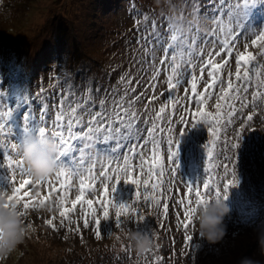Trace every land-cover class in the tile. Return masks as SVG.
I'll return each mask as SVG.
<instances>
[{
  "label": "rangeland",
  "instance_id": "1",
  "mask_svg": "<svg viewBox=\"0 0 264 264\" xmlns=\"http://www.w3.org/2000/svg\"><path fill=\"white\" fill-rule=\"evenodd\" d=\"M231 2L232 0H0V122H8V118L3 114L9 108L14 117V120L11 119L14 126L12 135L6 143L18 144L26 137H40L37 134L21 137V126L25 111L32 113V119L36 120L37 126H43L39 116L45 105L48 107L46 121L50 133L55 112L53 106L59 104L62 92L65 96L71 92L73 100L81 103L85 97L90 96L97 111L100 110V101L105 100V106L110 110L113 99H119L129 87V83L122 81L121 76L130 74V86L137 89L135 92H129V97L139 91V86L142 85V79L139 78L143 69L141 64L152 71L150 65L155 64L161 69V75H170L171 69L159 62L164 54L151 32L153 22L156 32L165 38L171 35L179 36L183 32L189 41L196 39L197 51L201 47L205 52L219 51L218 45L214 47L211 44L214 39L211 32L216 27L215 17L220 15L219 11L214 14L213 9L223 6L224 20L227 23V4ZM255 4H258L261 10L253 12L252 7ZM255 4L249 9V15L253 12L250 23H244L246 31L264 28V0H255ZM194 6L199 9L197 12L193 11ZM138 20L142 21L139 25L136 23ZM245 39V35H241L237 43L241 51L244 50ZM248 51L256 56V60L250 65L253 81L246 93L248 106L240 110V115L235 116L231 124H225V117L217 126L221 130L211 163L204 149V145L212 140L209 125L200 122L191 127L192 121L196 119L194 113L197 109L189 83L191 69L189 71V67L185 65V77L180 78L181 82L171 90V99L168 102L160 98L161 102H146L144 99L134 104L138 113L141 112L139 126L141 122L143 125L140 135L146 136V128L151 126L146 123L148 117L154 116L157 109L164 105L163 116L167 119L157 123L166 128L167 120H172L174 138L179 140L178 156L175 158L178 167L172 165L167 160L166 153L161 150L165 166L163 175L166 177L161 188L153 193H164L161 203L150 204L143 196L137 200L136 186L120 181L113 197L110 194L108 198H114V203L127 202L139 215L136 212L122 215L118 227L115 208H110L107 219L102 217L99 203L96 202L103 198L102 191L86 194V198L94 200V206L101 219V237L97 239L94 234L95 218L87 215L89 210L86 205L83 209L77 205L69 214L71 223L66 219L61 225L57 205L58 193L46 184L39 187L33 185L28 190L37 199L47 196L48 200L43 206L30 209L28 214L20 205L24 211V220L35 230H29L24 241L9 255L0 257V264H239L243 257H250L259 264H264V250L258 243V234L264 232V96H258L255 100L252 98V92L256 91V69L264 73V55L260 54L261 49L258 46H250ZM86 54L91 58L88 64L97 68L102 77L93 85L82 89L81 75L85 77L86 73H89L85 71V74H81V57ZM220 55L227 60L221 71L225 85L229 72L232 73L233 83H237L234 55ZM213 58L222 63L220 57ZM203 59H208L206 54ZM194 62L197 65L201 63L199 58H194ZM88 64L84 65L85 69H90ZM106 72L109 75L105 77ZM143 73L146 74L145 69ZM195 75L202 77L198 81L197 91L203 92L204 81L208 79L207 66L203 73L197 67ZM166 89L168 87L163 91ZM210 93L203 109L215 113L219 87H213ZM25 94L26 99L17 98ZM142 97L144 98V95ZM221 103L223 104L222 101ZM184 105L188 106L189 111H185ZM236 107L240 108L239 102ZM227 111V106H224L223 112ZM249 114L253 116L251 121L246 119ZM180 117L188 122L187 125L180 124ZM84 119L87 120L88 117L85 116ZM241 123H244L245 127L238 148L226 150L225 142H235L236 130L240 128ZM181 128L185 129L183 135H180ZM157 139L165 143L167 132L162 135L157 133ZM84 141L86 143L84 142L83 147L87 146L88 142L91 145L83 148V155L80 152L75 153L76 164H79L80 159H84L87 164L92 158L91 163L95 161L94 170L97 172L99 162L112 158L114 149L115 155L122 157L130 146L128 141H123L120 148H116L115 141ZM135 142L131 141L133 144ZM81 143L82 141L78 147H81ZM140 143L143 144V140ZM6 153L12 159L19 156L17 151L12 152L0 147V191L10 193L13 187L10 182L12 168L9 167V161L4 159ZM145 159L151 162V154ZM85 163L83 168L87 169ZM65 164L68 166L67 161ZM133 164L138 165L139 160L134 159ZM224 165L228 166L227 176ZM147 166L146 164L145 168ZM171 167H175V178L173 184L169 185L167 181L173 177V173L168 171ZM155 171L158 173L160 169ZM233 172L239 182L225 190L223 181L233 179ZM134 175L141 180L148 178L141 174L138 168H134ZM210 177L212 187L219 184L221 192L219 197H215L214 192L209 190L208 198L215 197L230 209L224 217L225 234L216 243H209L197 235L193 223L188 226L187 232L185 231L181 223L184 221V205L178 204L180 199L188 195V183L198 185L201 192H204L203 181ZM16 179L18 184L21 179L18 170ZM152 183H156L153 177L149 179V188ZM94 187L100 189L101 186L96 182ZM143 188L141 184L139 190L142 193ZM78 194L79 178L76 176L72 179L69 199H74ZM191 198L195 200L194 195ZM164 204L168 205L167 212L164 211ZM49 208L53 210L49 211ZM140 216L144 219L141 220ZM85 217L90 221L88 228L83 226ZM49 218L57 225L56 229L44 223ZM77 227L79 231H75ZM121 228L126 231L138 229L152 235L153 247L143 256H138L129 242L116 239ZM186 234L192 237L191 241H185Z\"/></svg>",
  "mask_w": 264,
  "mask_h": 264
},
{
  "label": "snow or ice",
  "instance_id": "2",
  "mask_svg": "<svg viewBox=\"0 0 264 264\" xmlns=\"http://www.w3.org/2000/svg\"><path fill=\"white\" fill-rule=\"evenodd\" d=\"M255 4V0H232L227 4V23L224 20L225 10L223 6L219 9H213V13L220 12L219 16L215 17L216 27L212 30L211 35L214 38L211 44L215 47L218 45L219 51H207L201 47L198 51L196 49V39L192 38L191 41L181 32L178 35H171L169 38H165L156 32L155 22L152 23L151 32L156 38V42L160 44L163 51V58L159 61L161 65H167L171 69V74L167 76V86L169 89H174L179 83L180 78L184 75V66L187 65L191 69V80L189 81L191 86V93L194 105L197 111L194 113L196 119L191 123V127H195L198 123L203 122L209 125L210 140L204 145V149L207 153L209 163L214 156V149L216 141L219 138L220 128L217 127L221 124V120L225 117V124H231L235 119V116L240 115V110L248 106L246 93L250 86H252L253 75L250 70V65L256 60V56L248 51L250 46H258L261 49V55H264V28L260 30L248 29L245 30L244 21L248 17L250 6ZM199 9L194 6L193 11L197 12ZM142 21H136L139 25ZM146 31H148L146 29ZM245 35L246 39L243 44L244 50L241 51L237 47V43L240 40V36ZM222 37V38H221ZM143 39V36H142ZM171 52V55H169ZM221 53H224L226 57H235V78L237 83H233L229 72V79L225 85V81L221 78V71L227 60L221 57ZM207 55L208 59L204 60V55ZM187 57L185 60L184 58ZM213 57H220L222 63H218ZM194 58H199L201 63L197 65L194 62ZM155 59V56H153ZM153 69V81L158 77L160 68L155 64L150 65ZM207 66V77L204 81V91H197L198 81L202 77L195 75V69L199 67L201 73L205 71ZM264 73H261L260 69H256L255 72V88L256 91L252 92V98L255 100L258 96H264ZM130 74L121 76V80L125 83H129V87L124 90L123 95L119 99H113L112 107L109 110L105 104V100L100 101V110H95L94 102L90 96L84 98V102L73 100V94L69 92L67 96L62 92L60 96V102L54 105V119L52 120V129L49 133L47 128L46 117L48 116V107L45 105L40 113L39 120L43 126H37L36 120L32 119V113L25 111L23 114V124L21 126V137L30 134H37L41 138L44 136H52L58 143L57 154V168L54 175L35 181L29 174L25 167L22 158L12 159L7 153L4 155V159L9 161V167L12 168V174L10 176V182L13 184L11 194L7 199L15 201L22 205L26 214L32 208L43 206L48 200L47 196H43L37 199L28 188L33 185L39 187L41 185H48L52 191L58 193L57 205L59 208V216L61 217V225L65 223L66 219H69V214L77 207L81 206V209L86 205L89 210L87 215L94 217L95 230L94 234L97 239L101 237V231L99 225L101 219L97 212V208L94 206V200L86 198V194L91 192H101L103 198L98 199L100 210L102 211L103 219L109 217L110 208H115L116 225L119 227L121 224V216L127 215L129 212H139L132 208L127 202L114 203V198L109 199L110 194L113 197V193L116 191L117 185L120 181L125 183H131L136 186L135 197L137 200L143 196V198L150 204L161 203V197L163 192L159 195H154L161 188L162 182L157 180L156 183H152L149 188V179L153 175L163 176L164 165L162 164V157L160 152V141L157 140V133L163 134L167 132V160L172 165L178 167L176 157L178 156L179 140L174 138V129L172 128V120H167V127H160L157 121H164L167 118L162 115L165 111V106L161 105L159 112L154 113V116L148 117L146 123L150 124V127L146 128V136L140 135L139 119L140 114L134 108V104L140 99V97H129V92L135 90L130 86ZM219 87V95L216 96L217 103L215 104L216 112H209L203 109V105L207 102L210 93V89L213 87ZM20 99H26V94ZM155 99V97H153ZM169 99L171 97L169 96ZM187 99V96H185ZM223 102V104L221 103ZM239 102L240 108L236 107V103ZM65 105H67L65 107ZM227 106L228 111L223 112V107ZM185 111L189 109L185 108ZM8 118V122H0V147L10 149L15 152L17 148V142L6 143L10 140L12 135L11 119L13 116L11 108H9L4 114ZM88 119L85 120L84 117ZM2 119V117H0ZM248 121L253 119V116L249 114L246 118ZM180 124L187 125V121L183 117H180ZM31 125V126H30ZM245 125L241 123L240 128L236 130L235 142L231 143L226 141L225 148L236 149L239 146V140L242 138L243 129ZM185 129H180V135H183ZM84 139L92 140L96 139L101 142L115 141L116 148L122 146L123 141H128V152L124 153L122 157L114 155L107 161L101 160L99 162V171H95V161L89 165L87 169L83 168L85 161L80 159L79 164H76V152H80L83 155L84 149L78 147L81 141ZM135 139V143H131ZM143 140V144L140 141ZM127 146V145H126ZM137 148L140 150L137 151ZM151 152V162L149 163L145 157L148 152ZM138 159L139 164H133V160ZM68 162L66 166L65 162ZM148 165L145 168V165ZM134 168H138L140 173L147 176V179L141 180L134 175ZM159 168L157 173L155 169ZM225 174H228V166L224 165ZM17 170L21 176L17 184L16 174ZM173 173L172 179H169L167 183L173 184L175 167L168 169ZM79 178V194L74 199H69V189L72 187L73 177ZM233 179H225L223 181V188L226 190L233 184H237L238 178L235 172L232 173ZM211 177L203 181L204 192L198 185L193 186L192 183L186 185L188 195L178 201L179 205H184V221L183 224L185 231L192 224L193 214L196 208L204 204L209 198V190L214 192L215 197L220 196V187L217 184L214 188L210 183ZM100 184V189L94 187V183ZM141 184H143V193L139 190ZM27 186V187H26ZM194 195L195 200L191 198ZM27 198V199H26ZM226 198V197H225ZM68 205H71L69 207ZM195 205V206H194ZM7 207V205H5ZM164 211L167 212L168 205L164 204ZM82 215L83 211H82ZM141 220L143 216L139 217ZM44 223L53 229H56L57 225L53 222L52 218L46 219ZM69 223H71L69 219ZM90 221L85 217L83 219V226L88 228ZM30 230H35L31 224H29ZM72 230V229H70ZM75 231H79L77 227ZM192 237L185 235V241H191ZM159 260V258H157Z\"/></svg>",
  "mask_w": 264,
  "mask_h": 264
},
{
  "label": "clouds",
  "instance_id": "3",
  "mask_svg": "<svg viewBox=\"0 0 264 264\" xmlns=\"http://www.w3.org/2000/svg\"><path fill=\"white\" fill-rule=\"evenodd\" d=\"M16 151L33 180H43L56 171L58 143L54 137H26L17 144ZM8 195L9 192L0 191V257H5L14 251L24 241L30 230L29 224L24 220L22 207L15 201L10 202L7 199ZM229 211V207L223 201L215 197L208 199L198 206L193 214L192 223L196 234L209 243L220 241L226 230L224 217ZM116 239L129 242L138 256L149 252L154 244L152 235L138 229L126 231L121 228ZM258 243L264 250V232L258 234ZM239 264H259V262L250 257H243Z\"/></svg>",
  "mask_w": 264,
  "mask_h": 264
},
{
  "label": "trees",
  "instance_id": "4",
  "mask_svg": "<svg viewBox=\"0 0 264 264\" xmlns=\"http://www.w3.org/2000/svg\"><path fill=\"white\" fill-rule=\"evenodd\" d=\"M252 9H253V12L255 11V10H257V9H259V10H261L260 9V7H259V5L258 4H255L253 7H252ZM262 10H264V9H262ZM253 12L249 15L248 14V17H247V19L244 21V23L245 24H247V23H250V21H251V18H252V14H253ZM89 61H91V58H89L88 57V54H86L85 55V57H81V74H85L86 72H89L88 74L86 73V76L84 77L83 75H81V88L82 89H85V87L87 86L88 87V85H93V83L99 78H101L102 76H101V73H100V71H98V69L97 68H93V67H91L89 64H88V62ZM85 64H88V66H89V68L90 69H85L86 67L84 66ZM143 69H145L146 70V74H144L143 73V69L141 70V72H140V76H139V78H141L142 79V85L141 86H139V91L136 93V94H134V95H132V97L134 96V97H140V99L138 100V101H140V100H144V99H146V102H150V101H158L159 100V102H161L160 101V98H162L163 100L162 101H164V102H168L170 99H169V96L171 97V90L172 89H166V90H164L163 91V89L165 88V87H168L167 86V74H164V75H161L162 73H161V71L159 72V74H158V77H157V79L155 80V82L153 81V79H152V77H153V75H154V73H153V71L152 70H149V69H147V67H146V65H140ZM86 71V72H85ZM189 71H190V68H189ZM189 71H188V73H189ZM186 72H184V74H185ZM171 74V73H170ZM109 75V73L108 72H106L105 73V77L106 76H108ZM87 77H89V78H87ZM185 76L183 75V77H181V78H184ZM87 78V79H86ZM138 81H139V79H138ZM181 82V81H180ZM136 86H138V85H136ZM135 91L137 90V89H134ZM134 91V92H135ZM144 93V94H143ZM144 95V98L142 97ZM153 97H155V99L153 98ZM24 103H25V101H24ZM174 104V103H173ZM185 106V108H187L188 109V106L187 105H184ZM160 109V108H159ZM159 109H157V111L156 112H159ZM169 110H171V107L169 108ZM172 113H175L174 111H171ZM139 113H141V112H139ZM164 113H162V115H163ZM12 118H13V120H14V117L12 116ZM139 121H140V119H139ZM139 121H138V123H139ZM142 125H143V123L141 122V126H140V129H142L141 127H142ZM133 140H135V139H133ZM158 140V139H157ZM84 142L86 143V141H82V143H81V148H88L91 144L88 142L87 143V146H84L83 147V144H84ZM160 145H161V147H160V152H161V150L164 152V153H166V155H167V141L165 142V143H161L160 142ZM140 150V149H139ZM151 154V152L149 151L147 154H146V156H148V155H150ZM84 160V159H83ZM93 161V159L92 158H90V161H89V163H85L87 166H89V165H91V164H93V163H91ZM149 162V161H148ZM150 163V162H149ZM162 164H163V160H162ZM96 165V164H95ZM99 165V164H98ZM85 166V165H84ZM83 166V167H84ZM153 178H154V180H156V182H157V180H160L161 182H163V180L165 179V177L166 176H160L159 178L157 177H155V175H153L152 176ZM2 181V180H1ZM2 185H5L4 183H1ZM9 194H11V192L9 193Z\"/></svg>",
  "mask_w": 264,
  "mask_h": 264
}]
</instances>
